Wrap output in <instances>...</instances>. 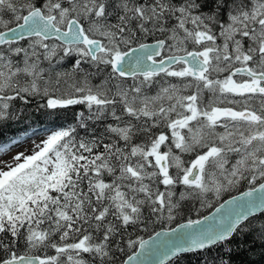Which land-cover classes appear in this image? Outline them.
Instances as JSON below:
<instances>
[{
    "label": "snow or ice",
    "instance_id": "1",
    "mask_svg": "<svg viewBox=\"0 0 264 264\" xmlns=\"http://www.w3.org/2000/svg\"><path fill=\"white\" fill-rule=\"evenodd\" d=\"M31 108L73 123L0 160V264L264 256V0H0V128Z\"/></svg>",
    "mask_w": 264,
    "mask_h": 264
},
{
    "label": "trees",
    "instance_id": "2",
    "mask_svg": "<svg viewBox=\"0 0 264 264\" xmlns=\"http://www.w3.org/2000/svg\"><path fill=\"white\" fill-rule=\"evenodd\" d=\"M39 102V101H37ZM35 103V102H34ZM80 108H77L76 111H80ZM31 112V118L30 119H25L20 122H9L7 126L0 128V142H11L13 139L19 138L22 139L24 136H27L35 131L36 132H43L47 129L52 130L55 128H59L61 126L67 127L68 124L73 123L71 119L69 120H64V118L61 116V118L56 119L55 117H47L44 115H41L39 112H35L34 108L29 109ZM163 187V186H161ZM244 187H242L239 190L233 191L231 193H225L224 196L221 198L223 199L224 197H227L237 191L242 190ZM218 203L215 202L214 205ZM191 207L185 208V210L177 217V220L172 224H176L182 220L189 219V218H197L212 208H206L202 209L199 215L195 211H189L188 209ZM257 215H261L260 213H257ZM170 225V226H172ZM162 226L157 224L155 226V231ZM154 231L150 228L148 231L144 232H138L137 235L146 237L147 235L153 233ZM135 238V237H134ZM58 239V238H57ZM43 255L44 253H38ZM48 254H54V251L49 249ZM175 259V258H173ZM234 261L236 264H241L242 261H254L255 264H264V256H261V249L259 246H256L254 248L253 252L246 253L243 256H234L233 257ZM167 264V262H166ZM179 264H196V257L193 256H187L185 258L184 256L181 257Z\"/></svg>",
    "mask_w": 264,
    "mask_h": 264
},
{
    "label": "rangeland",
    "instance_id": "3",
    "mask_svg": "<svg viewBox=\"0 0 264 264\" xmlns=\"http://www.w3.org/2000/svg\"><path fill=\"white\" fill-rule=\"evenodd\" d=\"M47 131H50V130L47 129L43 132H36L35 135H33V133H31L27 136H24L22 138L24 140V142L18 144L17 146H11V142H9L10 151L7 152L6 154L0 156V160L7 161V162L11 163L12 162L11 157L18 152H25V154H31V151L33 150L35 144L39 143L40 140L45 138V133ZM233 191H236V190H233ZM188 207H191V204H189Z\"/></svg>",
    "mask_w": 264,
    "mask_h": 264
},
{
    "label": "water",
    "instance_id": "4",
    "mask_svg": "<svg viewBox=\"0 0 264 264\" xmlns=\"http://www.w3.org/2000/svg\"><path fill=\"white\" fill-rule=\"evenodd\" d=\"M244 190H247V188L246 189H244ZM244 190H242V191H244ZM239 193H240V191L239 192H237V193H235V194H233V195H239ZM232 196V195H231ZM231 196H228V197H226L225 199H230L231 198ZM225 199H223V200H225ZM223 200L222 201H220L219 203H222L223 202ZM216 206H218V204H216L210 211H208L207 213H205V214H203L202 216H204V215H210L211 214V212H213L214 210H215V207ZM202 216H200V217H197V218H194V219H200V218H202ZM186 220L187 219H185V220H182V221H180V222H178V223H176V224H174V225H172V226H170V227H175L177 224H179V223H184V222H186ZM161 228H159V229H157L156 231H159ZM150 235H154V232L153 233H151V234H149V235H147L146 237H143L144 239H148L149 238V236Z\"/></svg>",
    "mask_w": 264,
    "mask_h": 264
},
{
    "label": "flooded vegetation",
    "instance_id": "5",
    "mask_svg": "<svg viewBox=\"0 0 264 264\" xmlns=\"http://www.w3.org/2000/svg\"><path fill=\"white\" fill-rule=\"evenodd\" d=\"M153 91H154V90H153ZM243 187H244V188H247V185H244ZM244 188H243V189H244Z\"/></svg>",
    "mask_w": 264,
    "mask_h": 264
}]
</instances>
